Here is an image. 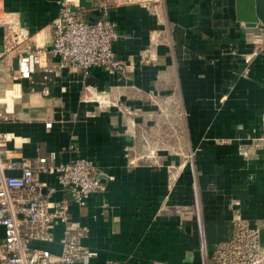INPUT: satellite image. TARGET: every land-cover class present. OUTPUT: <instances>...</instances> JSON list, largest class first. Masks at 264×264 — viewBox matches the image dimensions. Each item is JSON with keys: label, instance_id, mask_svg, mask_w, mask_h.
Returning <instances> with one entry per match:
<instances>
[{"label": "crops", "instance_id": "0c3cea01", "mask_svg": "<svg viewBox=\"0 0 264 264\" xmlns=\"http://www.w3.org/2000/svg\"><path fill=\"white\" fill-rule=\"evenodd\" d=\"M74 1L97 20L96 0ZM236 1L117 4L113 46L125 68L85 76L48 52L58 0H1L26 34L8 49L11 31L0 25L6 155L85 157L113 177L86 206L70 205L88 229L82 243L97 253L91 264H202L199 216L208 252L236 218L259 228L264 243V45L255 43L264 28L239 21ZM27 48L43 52L32 79L16 81ZM39 178L57 188L54 198L64 195L54 175ZM62 234L58 225L42 245L59 253Z\"/></svg>", "mask_w": 264, "mask_h": 264}, {"label": "built area", "instance_id": "2783aa9c", "mask_svg": "<svg viewBox=\"0 0 264 264\" xmlns=\"http://www.w3.org/2000/svg\"><path fill=\"white\" fill-rule=\"evenodd\" d=\"M145 0H96L94 10L98 17L89 21L86 9L74 0H58V14L53 20V40L49 54L58 58L60 67L80 69L85 76L93 67L105 71H123L125 64L114 49L119 32L112 18L113 6ZM0 25L8 26V49L25 38L20 20L4 11L0 0ZM256 44L264 45V32ZM41 49L27 48L18 55L14 78L32 79L39 63ZM252 54L245 59L250 61ZM48 92V91H46ZM47 127L52 123L47 122ZM11 136L0 130V264H91L96 251L82 243L87 227L72 220L70 205L83 207L92 194L105 192L108 180L101 177L94 162L85 157H74L67 162H56L57 153L35 157L12 158L6 155ZM41 174L54 175L64 192L56 199V187L39 178ZM199 216V215H198ZM198 232L202 264H264V243L260 229L250 222L236 218L227 238L218 241L208 252L200 216ZM63 226L59 240L61 250L53 252L43 243L54 241V229ZM106 264H127L109 260ZM148 264H183L152 260Z\"/></svg>", "mask_w": 264, "mask_h": 264}, {"label": "water", "instance_id": "95a60500", "mask_svg": "<svg viewBox=\"0 0 264 264\" xmlns=\"http://www.w3.org/2000/svg\"><path fill=\"white\" fill-rule=\"evenodd\" d=\"M255 4V0H237V19L243 21L247 26L252 27L262 24L260 26L264 28V13L261 14L260 12L261 8L264 11V6L261 7L259 3H257L255 8Z\"/></svg>", "mask_w": 264, "mask_h": 264}, {"label": "rangeland", "instance_id": "374dc122", "mask_svg": "<svg viewBox=\"0 0 264 264\" xmlns=\"http://www.w3.org/2000/svg\"><path fill=\"white\" fill-rule=\"evenodd\" d=\"M16 81H17V79H15ZM200 247H201V245H200Z\"/></svg>", "mask_w": 264, "mask_h": 264}]
</instances>
